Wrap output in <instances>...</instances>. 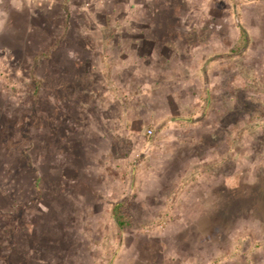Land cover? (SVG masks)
I'll return each instance as SVG.
<instances>
[{"label":"rangeland","instance_id":"374dc122","mask_svg":"<svg viewBox=\"0 0 264 264\" xmlns=\"http://www.w3.org/2000/svg\"><path fill=\"white\" fill-rule=\"evenodd\" d=\"M0 162V264H264V0H0Z\"/></svg>","mask_w":264,"mask_h":264},{"label":"trees","instance_id":"16d2710c","mask_svg":"<svg viewBox=\"0 0 264 264\" xmlns=\"http://www.w3.org/2000/svg\"><path fill=\"white\" fill-rule=\"evenodd\" d=\"M18 16H19V14H18ZM247 36L248 35L245 31L240 32V36H239V38L235 44L234 53H239L246 48L247 43H248ZM2 41H5V39L2 38ZM38 84H39V82H38ZM0 165H1V162H0ZM34 183H35L34 188L37 189L39 187L38 178H36ZM250 196L252 197V194H250ZM124 205H125V202H123V201L118 202V203H115L111 209L112 220H113L115 226L117 227V229L119 231H122L128 227H131L130 217L128 215L126 216L124 214V211H123Z\"/></svg>","mask_w":264,"mask_h":264},{"label":"built area","instance_id":"2783aa9c","mask_svg":"<svg viewBox=\"0 0 264 264\" xmlns=\"http://www.w3.org/2000/svg\"><path fill=\"white\" fill-rule=\"evenodd\" d=\"M151 133H152L151 130H148V131H147V134H148V135H151Z\"/></svg>","mask_w":264,"mask_h":264},{"label":"crops","instance_id":"0c3cea01","mask_svg":"<svg viewBox=\"0 0 264 264\" xmlns=\"http://www.w3.org/2000/svg\"><path fill=\"white\" fill-rule=\"evenodd\" d=\"M248 35V34H247ZM98 147H100L99 145H98Z\"/></svg>","mask_w":264,"mask_h":264}]
</instances>
